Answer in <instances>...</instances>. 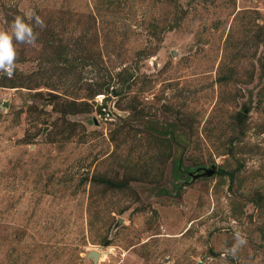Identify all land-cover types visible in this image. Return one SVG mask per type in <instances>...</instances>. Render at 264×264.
<instances>
[{"label": "rangeland", "instance_id": "obj_1", "mask_svg": "<svg viewBox=\"0 0 264 264\" xmlns=\"http://www.w3.org/2000/svg\"><path fill=\"white\" fill-rule=\"evenodd\" d=\"M27 13L0 264H264V0H0V30Z\"/></svg>", "mask_w": 264, "mask_h": 264}, {"label": "clouds", "instance_id": "obj_2", "mask_svg": "<svg viewBox=\"0 0 264 264\" xmlns=\"http://www.w3.org/2000/svg\"><path fill=\"white\" fill-rule=\"evenodd\" d=\"M25 15L27 20L17 16L9 30H0V72L5 73L9 78L14 75L16 69L17 45L34 46L37 42L38 33L34 31L33 20L36 27L43 28L45 26L39 16H34L31 13ZM235 240L236 243L230 250L233 255L246 244V239L239 232L235 234Z\"/></svg>", "mask_w": 264, "mask_h": 264}, {"label": "water", "instance_id": "obj_3", "mask_svg": "<svg viewBox=\"0 0 264 264\" xmlns=\"http://www.w3.org/2000/svg\"><path fill=\"white\" fill-rule=\"evenodd\" d=\"M92 257H94L95 261H98L99 257H100V254L99 253L96 254L95 252H93L92 253Z\"/></svg>", "mask_w": 264, "mask_h": 264}, {"label": "bare ground", "instance_id": "obj_4", "mask_svg": "<svg viewBox=\"0 0 264 264\" xmlns=\"http://www.w3.org/2000/svg\"><path fill=\"white\" fill-rule=\"evenodd\" d=\"M96 254L98 253V252H95ZM100 254V253H99ZM100 258V257H99Z\"/></svg>", "mask_w": 264, "mask_h": 264}]
</instances>
